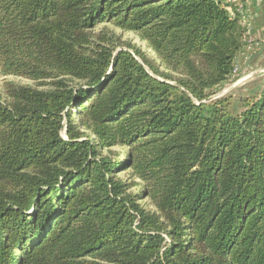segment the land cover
Wrapping results in <instances>:
<instances>
[{
  "label": "trees",
  "instance_id": "trees-1",
  "mask_svg": "<svg viewBox=\"0 0 264 264\" xmlns=\"http://www.w3.org/2000/svg\"><path fill=\"white\" fill-rule=\"evenodd\" d=\"M243 14L0 0V75L37 85L0 95V264H264V74L211 98L236 79Z\"/></svg>",
  "mask_w": 264,
  "mask_h": 264
},
{
  "label": "rangeland",
  "instance_id": "rangeland-1",
  "mask_svg": "<svg viewBox=\"0 0 264 264\" xmlns=\"http://www.w3.org/2000/svg\"><path fill=\"white\" fill-rule=\"evenodd\" d=\"M243 21L245 22V24H247L248 29V37L246 39L247 46L243 53L238 57L235 73L236 79L225 82L221 90L211 95V97L230 96L232 100H235L239 95L244 94L250 90V86H248V83L257 84L260 76L264 74V37L254 35V32H257L258 29H253V26L251 24V16L247 12H244ZM112 30L119 36L122 42H129L140 48L149 58H153L160 65V68L164 69V65L157 58L156 54L148 47L146 42L140 40L134 33L122 31L115 27H112ZM8 80L13 81L19 85H30L33 87L37 86L36 83H34L32 80L24 77L0 75V95L4 99L6 98V96L3 90V83L4 81ZM73 110H77V108ZM118 149V147L111 148V150ZM104 152H106V150H104ZM119 176L127 179L129 182L133 180L126 172H121ZM135 182H137V180H135ZM137 188L138 186H133L131 190L135 191L137 190ZM148 207H150V205H148Z\"/></svg>",
  "mask_w": 264,
  "mask_h": 264
},
{
  "label": "crops",
  "instance_id": "crops-1",
  "mask_svg": "<svg viewBox=\"0 0 264 264\" xmlns=\"http://www.w3.org/2000/svg\"><path fill=\"white\" fill-rule=\"evenodd\" d=\"M241 2L244 5V12L251 16L253 29H258L254 35L264 37V0H244Z\"/></svg>",
  "mask_w": 264,
  "mask_h": 264
},
{
  "label": "built area",
  "instance_id": "built-area-1",
  "mask_svg": "<svg viewBox=\"0 0 264 264\" xmlns=\"http://www.w3.org/2000/svg\"><path fill=\"white\" fill-rule=\"evenodd\" d=\"M231 1H233V2H235L236 3V5H237V7H238V9H239V11L241 12V13H244V8H243V5H242V0H231ZM244 15V14H243ZM244 18V17H243Z\"/></svg>",
  "mask_w": 264,
  "mask_h": 264
},
{
  "label": "water",
  "instance_id": "water-1",
  "mask_svg": "<svg viewBox=\"0 0 264 264\" xmlns=\"http://www.w3.org/2000/svg\"><path fill=\"white\" fill-rule=\"evenodd\" d=\"M217 97V96H216ZM211 98H215V97H211Z\"/></svg>",
  "mask_w": 264,
  "mask_h": 264
}]
</instances>
